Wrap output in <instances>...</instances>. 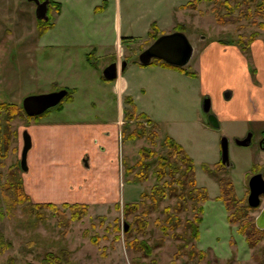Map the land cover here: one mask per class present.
<instances>
[{
    "label": "rangeland",
    "instance_id": "1",
    "mask_svg": "<svg viewBox=\"0 0 264 264\" xmlns=\"http://www.w3.org/2000/svg\"><path fill=\"white\" fill-rule=\"evenodd\" d=\"M173 2L174 0H130L131 4L126 6L122 1V14L129 13L132 18L129 30L123 29L121 32L122 37L129 36L123 47L130 50L126 54L137 59L153 43L154 40L148 36L152 24L158 30L162 27L164 34H169V28L164 27V23L172 15L173 20L182 22L183 33L193 47L192 58L185 67L187 70L201 72L199 53L207 44L217 41L223 42L224 48L229 46L227 51L231 54L215 58L214 66L207 63L211 76V83L208 84L210 93L223 87V99L228 101L234 89L236 102L241 104L243 96L248 98L245 87L250 80L254 86L264 88V29L258 26L260 23L264 24V0H188V6H183L186 11L183 12L173 11ZM32 5L35 6L27 0H0V100H4V103H15L20 108L18 115L0 113V264H264V231L255 244L249 245L246 237L239 234L238 230L239 224L246 218L255 222L264 206V196L261 197L259 208H251L247 204L250 177L257 173L264 177V151L259 147L264 138V119L258 114V117L254 115V118L247 119L220 118L219 127L213 128L208 124V115L202 110L204 98L209 97L212 100L213 95L211 97L208 93L200 92L199 80L188 79V84H182L177 95H174L173 90V95H168L163 100L166 104L162 108L160 97L155 94L147 97L154 121H160L161 124L159 135L152 124L137 119V116L132 122L125 121L124 112L131 111L124 99L120 101L123 116L118 140L120 160L122 159L118 166L119 196L105 199L92 197L89 202L71 200L67 203L50 202L41 197V200H36L28 195L24 184L26 174L29 173L22 171L20 167L23 132L37 120L56 114L58 106L41 116L30 118L23 111L22 101L27 96L56 91V88H51L50 82L67 80L69 75L64 71L66 53L84 51L91 39L77 37L73 32V35L61 38L57 47L45 48L48 42L39 41L33 31L37 20L35 8L34 13L27 10ZM214 7L221 15L229 12L236 21L225 25L218 24L210 12ZM54 10L49 12L51 18L56 13ZM248 10L249 19L246 18ZM258 11L261 15H256ZM55 24L50 33L51 37L57 36V22ZM66 27L70 32L74 30L72 22ZM255 32L258 33L255 39L257 44L252 50L250 46L243 53L240 48L232 45L239 39L248 40ZM235 47L243 55L237 53ZM255 60H259L262 65L258 75L262 81L255 75ZM82 65L84 66L83 62ZM97 66L101 77L108 64L100 61ZM131 66L129 64L123 70L124 75L130 74L132 79H136L134 81H140L143 75L138 70L143 66H137L133 72ZM234 67L236 73L231 72ZM149 70L152 69H147V72ZM88 77L90 78L84 76L86 79L79 88V108L96 116L99 104L94 99L103 98L101 100L106 103L103 107L106 111L103 118L111 119L115 116L118 96L108 95L105 88L117 79L105 81L100 78V84L92 88L88 80L94 76L91 74ZM262 96L264 97V90L259 91V98ZM93 102L95 106L92 105ZM64 104L65 101L60 103L62 106ZM212 109L211 107V113L214 114ZM164 118L169 121L167 124L163 122ZM170 132L181 142L193 160L197 186L205 188L208 194V200L202 205L198 241L191 239L190 232L184 227L168 230L166 233L161 230L160 226H165L166 229L170 226L164 222V209L168 207L172 210L177 202L175 198L160 201L156 210L142 219L146 222L142 234L138 231L139 224L134 217L139 216L142 209L125 217V205L138 203L140 195L148 193L156 183L154 171L157 160L145 161L149 163L148 168L138 167L130 174L128 168L138 161L141 148L164 155L166 149L162 145L163 140ZM154 133H157L158 139L152 145ZM129 134L137 138L132 141L125 140ZM249 135L251 139L248 146L236 145V140H243ZM222 137L228 139L229 166L220 163ZM37 144L40 146L39 142ZM40 151L41 148L36 145L34 154L37 157H40ZM30 169L28 164V172H31ZM138 172L147 174V180L138 181L135 176ZM220 178L229 180L233 185L236 209H239V215H235L237 224L229 223L227 219L231 212H227L216 199L219 195L217 181ZM20 188L27 198L22 202H18ZM47 199L52 200L49 197ZM46 203L55 204L63 213L33 207L35 204ZM64 203L85 204L87 213L81 220L73 221L70 210L62 208ZM149 204L150 201H147L146 207ZM186 206L187 212L178 215L172 212L170 215L181 221L191 220L194 215L192 204L188 203ZM125 225L128 226L127 230H124ZM137 246L141 247L140 250H137ZM198 251L205 252L204 259H199Z\"/></svg>",
    "mask_w": 264,
    "mask_h": 264
},
{
    "label": "crops",
    "instance_id": "2",
    "mask_svg": "<svg viewBox=\"0 0 264 264\" xmlns=\"http://www.w3.org/2000/svg\"><path fill=\"white\" fill-rule=\"evenodd\" d=\"M53 1L60 7L59 11L54 10L56 13L54 17L52 16L50 28L41 33L35 21V28L33 29L39 41L48 42L44 47L50 49L57 47L61 38L73 35V32L77 34V37L91 39H89L90 43L84 51L66 53L67 57L64 63L66 70L64 71L69 74L67 80L61 79L50 82L51 88H56V91L64 89L71 92V100L65 102L56 114L37 120L26 127L31 138V148L28 151L26 163L30 165L31 172H28L27 164L26 173L29 174H26L24 186L28 195L36 200H41V197L50 202L68 203L71 200L89 202L92 197L105 199V197L119 196L117 193L119 188L118 166L121 160L118 140L121 117L123 116L120 101L126 97H130L134 101L139 113H144L158 126V135L161 124L160 121H154L147 97L154 94L160 97V107L162 108L166 104V101H163L165 97L168 98V95L171 97L173 90H175L174 95H177L181 89L180 86L188 84V79L199 80L200 92L202 94L208 93L211 97L213 95L214 100L213 98L210 100L211 107L219 121L220 118L232 120L245 117L247 119L254 115L257 116V114L261 116V119H264V97L259 98V91L262 92L264 88L254 86L251 80L245 87L248 98L246 95L243 96V103L241 104L236 102L237 97L234 95V89L230 93L228 101L223 99V87L214 93L208 91V84L211 83V76L208 72L209 65L214 66L215 58L220 57V55L231 54L230 51H227L229 46L224 48L225 46L217 41L207 44L200 50L201 72L194 70L195 77H190L174 69L164 68L159 64L139 68L140 75H143L140 81H134L136 79H132L130 74L125 76L123 71L120 72L122 74L119 73L116 82L105 88L108 95L118 96L115 116L108 120L103 118L106 112L103 107L106 103L100 97H97L100 100L94 99L99 104H97L99 112L97 111L96 116L90 115L79 108L77 103L80 85L86 79L84 76L90 78L88 76L92 74L94 77L88 80L89 85L96 88L102 79L97 66L100 61H105L108 65L113 62H125L126 69L129 64H132V72L134 68L139 66L136 63V57L132 58L130 54L125 53L130 50L123 48L127 41L123 42L122 38L129 36L124 35L122 37L121 35L123 29L129 30L132 20L129 13L123 12L122 14V1L126 6L131 3L130 0ZM187 2L188 0H174L171 9L173 11H186L183 6ZM34 8L35 6L32 5V8L28 7L27 10L29 13H34ZM169 17L165 21L164 27H168V32L172 33L176 25L182 24V22L173 20L172 15ZM124 20L126 21L125 24ZM55 22L58 26L57 36L51 37L50 33L56 25ZM70 22L74 26L72 32L66 27ZM161 28L158 30L160 35L164 34ZM255 44H257L256 41L252 43L251 50ZM235 49L237 53L240 52V55H243L238 48L235 47ZM88 56L91 57L93 63L90 64L87 61ZM262 56H264L263 53ZM256 58L258 59L257 56ZM255 63L258 69H255V75L257 79H260L258 75L262 65L259 60H255ZM147 69L152 70L147 72ZM231 72L236 73L235 67ZM246 74L248 75V73ZM92 105L95 106L94 102ZM163 122L167 124L169 121L164 118ZM166 136H170L181 145V142L172 132ZM37 142L40 143V146ZM36 145L37 148H41V151L38 152L40 157L34 154ZM47 197L52 198V200H48Z\"/></svg>",
    "mask_w": 264,
    "mask_h": 264
},
{
    "label": "trees",
    "instance_id": "3",
    "mask_svg": "<svg viewBox=\"0 0 264 264\" xmlns=\"http://www.w3.org/2000/svg\"><path fill=\"white\" fill-rule=\"evenodd\" d=\"M188 3L184 6L186 8L188 6ZM59 4L55 3L53 0H49L48 3V10H47V16L48 19L46 21L43 20H36L37 22V28L39 32H43L50 28L52 25V18L49 15V12L53 9H56V11H59ZM104 7V6H103ZM230 7L228 8V10ZM261 9V8H259ZM213 13L215 20L220 25L230 24L234 23L236 19L227 12L224 15H221L219 10L214 7L210 11ZM261 12L258 11L256 15H259ZM261 15V14H260ZM249 16V10H248V17ZM255 23V22H253ZM261 29H264V24L258 25ZM180 31L183 32V27L181 24L176 25L174 28V31ZM148 36L152 38V40H155L157 37L160 36L158 28L155 24H152L150 26V29L148 31ZM258 36V33L251 34L250 38L246 41H243L242 39H239L237 43H234L232 45L237 46L240 48V50L243 53H246L249 50V47L251 44L255 41L256 37ZM126 40H129V38H122L123 42H126ZM224 45L223 42H219ZM91 56V55H90ZM88 56V62L91 64L93 63L91 60V57ZM155 62V63H154ZM136 63L140 66H143L138 63V59H136ZM164 68H170L177 71H180L182 73H185L186 75L190 77H195L196 73L193 71H189L186 68H177L170 66L164 62H161L159 60H153L149 66L157 65ZM146 67V66H143ZM102 80L103 77H101ZM71 92H68L66 97L62 100L65 102H68L71 100ZM125 103L130 108L129 112H124V119L125 121L132 122L135 117L137 116V119L144 120L147 123L152 124V127L154 130L158 129V126L152 122V120L149 119L148 116H146L144 113H139L134 101L130 97H126ZM60 106V107H59ZM62 105H58V109H60ZM57 109V110H58ZM19 106L15 103H4V100H0V113H7L9 116L11 115H18L19 113ZM31 118V117H30ZM35 118V117H34ZM125 140L132 141L136 139L137 137L133 134H129L127 137H125ZM158 139L157 133L153 134L152 138V145H155V140ZM164 148L166 149V153L164 155L157 154L154 150H147L145 148H141L139 150V159L138 161L128 168V173H132L135 171L138 167L139 168H148L149 163H146L147 160H157L156 163V170L154 171L155 175V181L156 183L151 187L150 191L148 193H142L140 195V201L135 204H126L125 205V217L130 215L131 213H136L139 209H142V212L139 216H134L135 221L139 224V233H144V228L146 226V222L142 219L146 217L149 212H153L156 210L157 205L160 201L164 199H171L175 198L177 202L175 203V206L172 210H170L168 207L164 209V222L168 226L166 229L165 226H160L161 230L166 233L168 230H173L175 228L184 227L186 228L191 235V239L194 241H198L199 237V225L202 222V213H203V203H205L208 200V194L205 188L198 187L196 180H195V167L194 162L190 158V156L186 153L185 149L177 143L173 138L170 136H165L163 140ZM221 163V161H220ZM218 163L217 165H220ZM222 164V163H221ZM135 176L137 177V180L140 182H144L147 180V174H142V172L135 173ZM168 178V179H167ZM218 187H219V195L216 197L217 201L221 202L226 209L227 212H231V214L228 216L229 223L237 224L238 219L235 217V215L238 214V210L236 209V200H235V192L233 189L232 183L224 178H220L217 181ZM21 187V186H20ZM20 194L18 195V202H22L23 200H26L27 198L24 195V192L22 188H20ZM150 201V204L148 207H146V202ZM188 203L192 204L191 210L193 211L194 215L191 220L187 221H181L177 217H172L170 213L178 215L181 212H187ZM34 208H47L52 210L54 213L62 214L63 212H60V209L56 207L55 204L46 203V204H35L33 206ZM62 208L70 210L71 213V220L73 221H79L81 220L87 213V207L85 204H62ZM249 209V208H248ZM159 224V223H157ZM125 228V227H124ZM239 234L244 235L246 237V242L249 245H253L258 241L259 235L263 232L258 230L255 227V222L253 219L246 218L239 224ZM128 233V232H127ZM126 233V234H127ZM136 245H139L138 243ZM140 246H137V250H140ZM205 252L198 251V257L200 260L205 258Z\"/></svg>",
    "mask_w": 264,
    "mask_h": 264
},
{
    "label": "water",
    "instance_id": "4",
    "mask_svg": "<svg viewBox=\"0 0 264 264\" xmlns=\"http://www.w3.org/2000/svg\"><path fill=\"white\" fill-rule=\"evenodd\" d=\"M35 4V17L37 20L46 21L48 19L47 10L49 0H27ZM193 55V47L183 32L175 31L157 37L151 45L143 50L138 56V63L143 66H149L153 60H159L170 66L185 68ZM125 62L110 63L102 72L105 81H114L118 78L120 72L124 70ZM67 91L64 89L54 91L48 94L27 96L22 101V108L28 117H38L47 111L57 107L66 97ZM202 110L208 115V124L213 128L219 127L218 118L211 113V101L205 97L202 102ZM251 135L243 140H236L238 146H248ZM228 139L222 137L220 140V161L229 166ZM259 147L264 151V138L260 141ZM31 148V138L27 131L23 132V147L21 150L20 167L22 171H27V154ZM249 194L247 204L251 208H259L261 197L264 196V177L261 173L254 174L248 181ZM255 227L264 231V206L255 218ZM128 226L125 225L124 230Z\"/></svg>",
    "mask_w": 264,
    "mask_h": 264
},
{
    "label": "flooded vegetation",
    "instance_id": "5",
    "mask_svg": "<svg viewBox=\"0 0 264 264\" xmlns=\"http://www.w3.org/2000/svg\"><path fill=\"white\" fill-rule=\"evenodd\" d=\"M42 1V0H41ZM262 137H264V135H262ZM122 160V159H121Z\"/></svg>",
    "mask_w": 264,
    "mask_h": 264
}]
</instances>
